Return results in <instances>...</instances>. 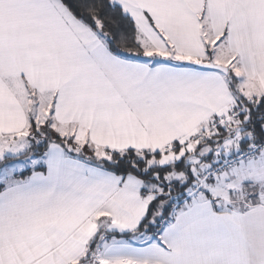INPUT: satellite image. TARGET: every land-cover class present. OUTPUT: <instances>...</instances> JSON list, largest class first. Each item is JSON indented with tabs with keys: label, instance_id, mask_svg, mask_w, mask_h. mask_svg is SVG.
Here are the masks:
<instances>
[{
	"label": "snow or ice",
	"instance_id": "obj_1",
	"mask_svg": "<svg viewBox=\"0 0 264 264\" xmlns=\"http://www.w3.org/2000/svg\"><path fill=\"white\" fill-rule=\"evenodd\" d=\"M0 264H264V0H0Z\"/></svg>",
	"mask_w": 264,
	"mask_h": 264
}]
</instances>
